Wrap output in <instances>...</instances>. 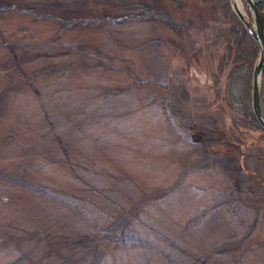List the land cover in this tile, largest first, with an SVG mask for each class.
Here are the masks:
<instances>
[{
  "label": "rangeland",
  "instance_id": "obj_1",
  "mask_svg": "<svg viewBox=\"0 0 264 264\" xmlns=\"http://www.w3.org/2000/svg\"><path fill=\"white\" fill-rule=\"evenodd\" d=\"M5 1L1 63L31 76L0 111V264H264V138L222 128L233 0ZM22 25L56 62L28 65Z\"/></svg>",
  "mask_w": 264,
  "mask_h": 264
},
{
  "label": "trees",
  "instance_id": "obj_2",
  "mask_svg": "<svg viewBox=\"0 0 264 264\" xmlns=\"http://www.w3.org/2000/svg\"><path fill=\"white\" fill-rule=\"evenodd\" d=\"M4 3H9V5L11 6L12 4H14L13 1L8 2L5 0ZM16 14H19V12H17ZM261 18L263 19L264 24V14L262 12ZM223 21V23H226V25L217 26L216 29H218L219 32V35H217V37H225V40H227L226 42H230V44L224 47L225 51L221 56L222 65L219 68V72L221 71V73H223L226 70L225 67L228 65L229 61H231V65L226 72L223 92L228 104L233 108V111H231V113L229 114L231 122L228 124V126H226L224 122L222 128H224V132H227L229 130L237 131L238 138H241L242 142L244 141L245 143H248V139L246 137L250 132L253 131H259L258 137L264 138V127L261 125L257 116H255L253 106L251 105L252 101L250 95L252 88L251 79L253 74L251 72L255 64L254 62L259 54L258 43L254 39L252 33L250 31H247L243 22L239 20L238 16L234 12H229L227 15H225ZM22 26L24 27V25ZM0 32H2L1 29ZM39 32L40 31L35 30V27L32 26H29L28 29H26L25 27L19 28L13 32V36L19 38L20 43L23 44V48H27L31 51H39L33 56L31 55L28 59V65L31 64V67H36V65H40L42 62L46 64L53 63L54 61L56 62L57 58L60 57V53L58 51L51 52L49 50H44L46 48H53V46L57 45L58 35L48 34L47 36H45V38H43V33L41 34ZM4 46L5 45H1L0 42V52ZM14 48L17 50L19 47L16 46ZM7 57L11 58V55L8 54L6 58ZM2 59L3 58L0 56V111L4 107L2 105L8 98L9 93L7 92L9 91V89L15 86L16 83H20L23 80H26L28 77L30 78L31 76V71L20 73L24 71V69L14 70L9 64L6 66L5 63H1ZM75 64L78 63L76 61H72V63L68 64V66ZM68 66H66V68ZM9 67H11L13 71L9 69ZM218 77L219 75H216V79ZM216 86L217 91L219 90L220 92L221 89L218 85L217 80ZM219 92L217 95H219ZM261 94L262 105H264V72L261 81ZM225 126L226 128H228V130L225 128ZM214 130L215 129L212 128L205 130V132H207V134L209 135L203 134L201 133L202 131H200L198 135L193 136V139L197 141V144L199 146L201 145L202 151L206 154H210L209 152H211V150L220 152L227 151L223 149L221 150L220 148L216 147L220 140L216 138L217 135ZM230 143L232 149L231 152L233 153L236 151V149L234 148L235 146H237V144L233 139H231ZM253 144H256V142ZM260 144L263 145L262 143ZM240 145L241 143L238 144V146Z\"/></svg>",
  "mask_w": 264,
  "mask_h": 264
},
{
  "label": "water",
  "instance_id": "obj_3",
  "mask_svg": "<svg viewBox=\"0 0 264 264\" xmlns=\"http://www.w3.org/2000/svg\"><path fill=\"white\" fill-rule=\"evenodd\" d=\"M264 0H248L250 8L252 10V16L255 20V28L252 26V22L250 20H246L243 15L238 11V16L243 22L246 24V27L251 31L254 39L259 43V56L255 62L253 67V88H252V106L255 112V116H257L261 125L264 127V107L262 105V94H261V77L262 70L264 68V30H263V20L261 19L260 12L258 6Z\"/></svg>",
  "mask_w": 264,
  "mask_h": 264
},
{
  "label": "bare ground",
  "instance_id": "obj_4",
  "mask_svg": "<svg viewBox=\"0 0 264 264\" xmlns=\"http://www.w3.org/2000/svg\"><path fill=\"white\" fill-rule=\"evenodd\" d=\"M232 6L235 10H238L245 19L248 20L246 9H244L243 0H233Z\"/></svg>",
  "mask_w": 264,
  "mask_h": 264
}]
</instances>
